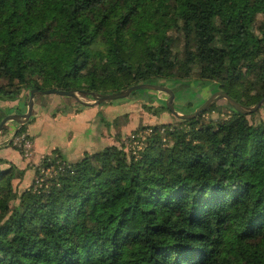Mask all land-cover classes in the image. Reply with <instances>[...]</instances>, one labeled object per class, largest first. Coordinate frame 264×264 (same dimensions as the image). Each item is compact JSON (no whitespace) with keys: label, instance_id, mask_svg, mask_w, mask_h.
<instances>
[{"label":"trees","instance_id":"trees-1","mask_svg":"<svg viewBox=\"0 0 264 264\" xmlns=\"http://www.w3.org/2000/svg\"><path fill=\"white\" fill-rule=\"evenodd\" d=\"M192 78L263 100L264 0H0L1 104ZM226 103L217 123H199L214 105L146 126L135 155L130 134L75 162L55 149L22 191L0 157V264H264V101Z\"/></svg>","mask_w":264,"mask_h":264},{"label":"rangeland","instance_id":"rangeland-1","mask_svg":"<svg viewBox=\"0 0 264 264\" xmlns=\"http://www.w3.org/2000/svg\"><path fill=\"white\" fill-rule=\"evenodd\" d=\"M195 79L196 78H192L189 81H183L174 86H171V84H168L166 82L161 83L158 81L151 83V85L163 86L169 88L170 90H172L171 88L174 87V92L172 91L174 93V110L179 114H191L195 110H197L209 97H211L214 93L218 92L217 86L215 84H199V82H197V80ZM62 99H68L69 102H73L74 104H78V102L85 104H93L94 102V100L80 96L79 94H76V97L74 98L53 94L37 95L34 99L36 101L35 108L32 110L31 116L36 113V111L38 110V106L44 107V105H47V103L51 100L57 101ZM167 99L168 94L164 92L150 89H140L136 90L133 94L131 93L128 97L124 99L106 101L96 105L93 104V107H90L86 114L87 116H90L91 114V119L87 117L89 121L88 123L91 124L90 128H92L98 133H102L103 140L100 141L102 143L98 146V149H102L103 147L110 144L119 145L121 138L128 134H131L136 130H141L142 127L152 126L155 124L177 126L178 119L170 111H163L161 109V114L156 112V110L160 112V108H158V106H166ZM28 102L29 94L24 93L20 99L8 102V104L0 103V106L2 108H12L9 105H15V107L17 108H22V114H25L27 112ZM226 102V100L221 99L215 104H213L212 106L215 105V109L211 112L206 113L199 123L207 124L209 123V121H212V123H217L219 119L225 118L228 114V107ZM51 114L55 116L56 112H51ZM31 116L29 120L25 123L26 131L22 133L25 135V141L27 143L25 147L19 140L17 141V139H19L22 134L14 136L16 131H14V128L17 129L19 127L16 125V122H7L5 132L3 134H0V144H3L5 142L4 144L8 148H10L8 150H6V148H3L4 156H6L8 159H11V162L14 161V165H19L17 166L19 169L24 170V174L20 178V180H16L14 182V186L17 191H22L23 189L30 186L35 176V168L40 163L42 157L45 156L40 155L39 150L35 146V133H33V130L29 131V126L33 122H31ZM260 116L264 117L263 112L260 113ZM64 125L66 124L62 125V129ZM68 127L72 129V133L73 130L76 128L71 122L68 123ZM55 130L56 131L52 132L48 130V133L46 134L43 132L39 140L44 144H50L53 141L52 135L55 136V132H61V130H59V127L57 126H55ZM75 133L76 139L78 138L85 140V135L77 134L76 131ZM98 133H96V135ZM69 134L70 133H64L63 135H61V142H66L64 140V136L68 137ZM9 138L10 140H13L12 146L7 145ZM76 139L74 138L73 141H75ZM92 140L93 143L94 141H96L94 138H92ZM76 143L77 142H75L74 145H76Z\"/></svg>","mask_w":264,"mask_h":264},{"label":"crops","instance_id":"crops-1","mask_svg":"<svg viewBox=\"0 0 264 264\" xmlns=\"http://www.w3.org/2000/svg\"><path fill=\"white\" fill-rule=\"evenodd\" d=\"M71 98V97H69ZM35 100H34V106L33 109L35 108ZM79 104V105H78ZM74 104L73 102H69L68 99H62V100H57V101H49L47 105L38 106V110L36 111L35 114L31 116V125L29 126V131L33 130V133H35V146L39 150L40 155H47L50 154L53 150H59L64 157L70 161V162H75L77 161L82 154L85 151H95L96 148L98 150V146L102 143L100 141L103 140L102 133H98L92 128H90V125L88 122V118L91 119V114L90 116H87V111L90 109V107H93V104H85V103H80ZM11 106V111L10 114H22V108L20 107H15V105H9ZM56 112V115L53 116L51 112ZM71 122L73 123L74 127H76L73 130L70 127H68V123ZM66 124L63 126L62 125ZM17 126H19L18 123H16ZM16 126V127H17ZM55 126L59 127V130L61 132H55V136L52 135L53 141L50 144H44L41 142L40 136L44 132L45 134L48 133V130L56 131ZM65 127V128H64ZM16 128H14V131ZM77 134H83L85 135V140L83 139H76V133ZM64 133H70L69 136H64V140L66 142H61V135ZM96 133H98L96 135ZM96 135V136H95ZM87 136V139H86ZM11 138V137H10ZM10 138L8 140H10ZM76 139L73 141V139ZM92 138H94L96 141H94ZM1 139V138H0ZM5 141V140H4ZM76 143V145H74ZM1 143V141H0ZM5 143V142H4ZM3 143V144H4ZM0 144V157L2 159H5L9 162H11V159H8L6 156H4V149L6 150L10 149L8 148L5 144ZM93 144V145H92ZM105 145V144H104ZM5 146V147H4ZM4 148V149H3ZM14 162V161H13ZM12 162V163H13ZM15 163V162H14ZM13 163V164H14ZM19 166V165H17Z\"/></svg>","mask_w":264,"mask_h":264},{"label":"water","instance_id":"water-1","mask_svg":"<svg viewBox=\"0 0 264 264\" xmlns=\"http://www.w3.org/2000/svg\"><path fill=\"white\" fill-rule=\"evenodd\" d=\"M140 89H150V90H155V91H161L166 94H168V99L166 101V107L167 109L174 114L177 118L179 119H184V120H191L196 117H198L200 114L211 108L213 104H215L217 101L224 99L228 102V104L238 113L247 115L254 113L257 111L263 101L261 100L258 104H256L253 107L247 108L241 106L239 103L234 101L232 98H230L226 93L218 91L214 93L211 97H209L197 110H195L191 114H179L177 113L174 108H173V98H174V93L172 90L169 88L163 87V86H156V85H151V84H140L136 86H131L127 88L126 90L116 92V93H111V94H99V95H91L94 99L93 104H100L106 101H115V100H120L128 97L132 92ZM59 95V96H65V97H76L75 92L72 91H58V90H47V91H38L36 89H33L29 93V102H28V108L27 112L25 114H9L6 117H4L1 122H0V132L4 125L9 122V121H14L18 123L19 125H24L30 118L32 110H33V105H34V99L37 95Z\"/></svg>","mask_w":264,"mask_h":264},{"label":"built area","instance_id":"built-area-1","mask_svg":"<svg viewBox=\"0 0 264 264\" xmlns=\"http://www.w3.org/2000/svg\"><path fill=\"white\" fill-rule=\"evenodd\" d=\"M151 129L146 127L143 128L142 130L138 131V132H132L128 137H130L129 139H127L126 144L129 150H131L133 152V154L135 155L138 151H140L143 143L140 140H143L145 138V136L149 135L151 133ZM20 141L22 143V145L25 147V145L27 144L25 141V135L22 134L19 139H17V141ZM16 143V142H15ZM29 144V143H28Z\"/></svg>","mask_w":264,"mask_h":264}]
</instances>
